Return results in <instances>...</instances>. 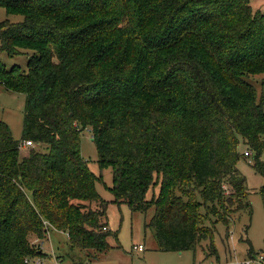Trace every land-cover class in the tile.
Returning <instances> with one entry per match:
<instances>
[{
	"label": "trees",
	"instance_id": "obj_1",
	"mask_svg": "<svg viewBox=\"0 0 264 264\" xmlns=\"http://www.w3.org/2000/svg\"><path fill=\"white\" fill-rule=\"evenodd\" d=\"M0 8L22 17L0 23V51L30 53L25 69L0 62V85L24 96L21 141L45 147L19 158L0 122V264H31L41 252L30 240L49 228L67 234L69 251L93 258L109 249L106 204L80 152L87 129L99 168L112 169L113 202L153 208L144 228L160 250L212 245L213 225L251 218L236 164L243 144L264 179V79L259 94L247 81L264 74V13L249 0H0ZM259 194L264 210V185Z\"/></svg>",
	"mask_w": 264,
	"mask_h": 264
},
{
	"label": "rangeland",
	"instance_id": "obj_2",
	"mask_svg": "<svg viewBox=\"0 0 264 264\" xmlns=\"http://www.w3.org/2000/svg\"><path fill=\"white\" fill-rule=\"evenodd\" d=\"M253 11L264 13V0H249ZM8 20L9 23H19L22 20L18 15H6L0 8V23ZM24 52L15 56H8L0 51V62L6 69L13 66L25 69L28 55ZM264 74L249 76L247 81L260 93V84ZM24 96L22 94L7 91L0 85V122L6 125L17 143H21L23 125ZM89 129L80 134V152L87 162L88 169L98 178L95 182V191L105 202V214L107 218V238L109 249L97 253L93 258V251L86 253L79 249L69 251L67 234L54 229H48L42 239L31 238L32 248L41 252L40 256L31 260V264H241L250 260L247 256L249 243L251 244L257 259V255L264 252V210L262 208L259 189L264 185V179L257 175L251 167L252 158L241 157L236 168L245 178L248 192V202L252 208L251 218L246 213H241L239 218H233L228 226L217 223L214 226L212 245L201 243L194 250L183 252H165L158 248L153 230L145 229L153 215V208L146 214L131 212L125 205H117L113 202L111 193L112 169L111 167L99 168L97 154L91 140ZM31 149L44 151L45 147L33 145L32 148H21L19 158L28 154ZM242 155L246 147L241 144L238 147ZM159 187L155 185L146 195L147 201L157 197ZM246 226L248 228L246 229ZM227 235V236H226ZM227 237V238H226ZM38 240L39 242H36ZM249 242V243H248ZM143 246L144 250L138 251L137 246ZM249 264H257L250 261Z\"/></svg>",
	"mask_w": 264,
	"mask_h": 264
},
{
	"label": "built area",
	"instance_id": "obj_3",
	"mask_svg": "<svg viewBox=\"0 0 264 264\" xmlns=\"http://www.w3.org/2000/svg\"><path fill=\"white\" fill-rule=\"evenodd\" d=\"M33 145H34V143H31V142H29V141H24V142L20 143V145H19V150H20L21 148H32ZM243 156H244L245 158H250V157H251V153H250L249 151H245L244 154H243ZM36 242H39V241L36 240ZM136 249H137L139 252L142 251V250H144L143 246H141V245L137 246ZM256 257H257V259H253V258H251L250 260L244 261V262L241 263V264H249L250 261H255L257 264H264V252H262L260 255H257ZM31 263H32V262H31ZM37 264H39V261H38Z\"/></svg>",
	"mask_w": 264,
	"mask_h": 264
},
{
	"label": "crops",
	"instance_id": "obj_4",
	"mask_svg": "<svg viewBox=\"0 0 264 264\" xmlns=\"http://www.w3.org/2000/svg\"><path fill=\"white\" fill-rule=\"evenodd\" d=\"M27 156V154H24L23 157ZM51 229V228H50Z\"/></svg>",
	"mask_w": 264,
	"mask_h": 264
}]
</instances>
